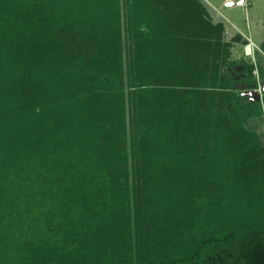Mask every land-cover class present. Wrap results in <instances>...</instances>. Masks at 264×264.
<instances>
[{"label": "trees", "instance_id": "trees-1", "mask_svg": "<svg viewBox=\"0 0 264 264\" xmlns=\"http://www.w3.org/2000/svg\"><path fill=\"white\" fill-rule=\"evenodd\" d=\"M127 1L126 70L120 0H0V264H264L253 62L208 72L159 33L185 0Z\"/></svg>", "mask_w": 264, "mask_h": 264}, {"label": "rangeland", "instance_id": "rangeland-1", "mask_svg": "<svg viewBox=\"0 0 264 264\" xmlns=\"http://www.w3.org/2000/svg\"><path fill=\"white\" fill-rule=\"evenodd\" d=\"M252 0L247 3H233L232 6L223 5L222 11L228 17L239 22L244 26V8H248ZM183 2V0H182ZM121 3V27H122V60L124 69L129 68L131 58L133 57V44L128 38L127 30H129V13H127L128 1L120 0ZM201 5V6H200ZM258 5V4H257ZM256 5V6H257ZM199 0H185L184 5L177 2H166L160 6L162 12L158 13V19H164L167 27L160 28L161 34L170 31L173 39H168L172 46L180 48L189 56L197 55L200 60H204L207 65V71L210 72L214 68V64L219 67V72L227 71L234 78L245 75V66L253 62V72L256 77V84L245 87L244 84L235 83L241 89V92L249 98L260 99L264 102V80L259 77L258 66L264 69V51L260 46H254L250 40L237 41L235 38L226 37L223 29L214 22L202 7ZM263 14V13H262ZM264 16V15H262ZM164 17V18H163ZM245 27V26H244ZM165 28L169 29L166 30ZM165 45V44H164ZM127 74L125 75L124 86V112L127 128H130V115L133 108L130 98V83ZM245 90H256L254 93H245ZM247 128L255 129L263 146L260 156L255 157L252 162L253 190L259 198L264 197V113L249 117L245 121Z\"/></svg>", "mask_w": 264, "mask_h": 264}, {"label": "crops", "instance_id": "crops-1", "mask_svg": "<svg viewBox=\"0 0 264 264\" xmlns=\"http://www.w3.org/2000/svg\"><path fill=\"white\" fill-rule=\"evenodd\" d=\"M199 1L213 21L222 24L226 37L235 38V42L250 40L254 46H260L264 41V0H252L249 7L244 8L245 27L223 13V5L232 6L233 3L227 0Z\"/></svg>", "mask_w": 264, "mask_h": 264}, {"label": "built area", "instance_id": "built-area-1", "mask_svg": "<svg viewBox=\"0 0 264 264\" xmlns=\"http://www.w3.org/2000/svg\"><path fill=\"white\" fill-rule=\"evenodd\" d=\"M228 2H237L238 4H243V3H247L249 0H227Z\"/></svg>", "mask_w": 264, "mask_h": 264}, {"label": "water", "instance_id": "water-1", "mask_svg": "<svg viewBox=\"0 0 264 264\" xmlns=\"http://www.w3.org/2000/svg\"><path fill=\"white\" fill-rule=\"evenodd\" d=\"M231 3H233V2H231ZM256 90H245V93H254Z\"/></svg>", "mask_w": 264, "mask_h": 264}]
</instances>
